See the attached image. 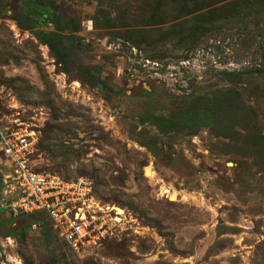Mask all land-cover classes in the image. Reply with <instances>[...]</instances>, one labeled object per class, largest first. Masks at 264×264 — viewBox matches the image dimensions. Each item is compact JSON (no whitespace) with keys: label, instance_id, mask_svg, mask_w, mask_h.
Returning a JSON list of instances; mask_svg holds the SVG:
<instances>
[{"label":"rangeland","instance_id":"obj_1","mask_svg":"<svg viewBox=\"0 0 264 264\" xmlns=\"http://www.w3.org/2000/svg\"><path fill=\"white\" fill-rule=\"evenodd\" d=\"M0 119L122 211L75 253L0 180V264H264V0H0Z\"/></svg>","mask_w":264,"mask_h":264},{"label":"built area","instance_id":"obj_2","mask_svg":"<svg viewBox=\"0 0 264 264\" xmlns=\"http://www.w3.org/2000/svg\"><path fill=\"white\" fill-rule=\"evenodd\" d=\"M36 142L34 131L16 130L0 119V153L5 164L2 179L10 193H15L3 206L5 212L11 217L40 216L49 220L75 253L102 244L120 218L117 214L114 217L109 207H101L89 178L67 179L35 169L32 157Z\"/></svg>","mask_w":264,"mask_h":264},{"label":"trees","instance_id":"obj_3","mask_svg":"<svg viewBox=\"0 0 264 264\" xmlns=\"http://www.w3.org/2000/svg\"><path fill=\"white\" fill-rule=\"evenodd\" d=\"M0 180H3V179H2V175H1V174H0ZM34 217H36V218L38 217V218H39L40 216H34ZM36 223H38V224H39V221H38V222H36ZM15 238H17V240H18L19 242H22V241H23V239H24V238H23V236H22V234H20V235H19V234H18V235H15Z\"/></svg>","mask_w":264,"mask_h":264},{"label":"bare ground","instance_id":"obj_4","mask_svg":"<svg viewBox=\"0 0 264 264\" xmlns=\"http://www.w3.org/2000/svg\"><path fill=\"white\" fill-rule=\"evenodd\" d=\"M115 209H116V211H117V215H118V216L122 214V211H121L120 209H118V208H115Z\"/></svg>","mask_w":264,"mask_h":264}]
</instances>
